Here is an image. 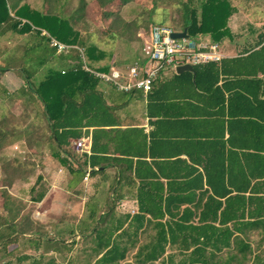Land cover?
<instances>
[{
  "label": "trees",
  "instance_id": "1",
  "mask_svg": "<svg viewBox=\"0 0 264 264\" xmlns=\"http://www.w3.org/2000/svg\"><path fill=\"white\" fill-rule=\"evenodd\" d=\"M156 2L89 0L88 4L101 9L102 21L112 17L108 27H112L122 7L135 4L137 10L130 24L134 29L141 23L148 25L149 35L153 25L149 16ZM176 2L181 5L177 31L186 28L189 37L207 36L209 41L219 43L229 35L227 20L234 12L229 0ZM86 4L80 0L66 15L63 13L66 0H42L37 8L24 0H0V75L11 70L22 81L13 94L2 84L1 96L16 98L22 107L31 108L34 118L40 115L44 122V129L37 135L32 125L16 128L0 124V148L8 142L23 141L38 152L45 148L57 157L59 164L65 161L59 155H65L73 162L74 168L69 171L66 184L73 193L79 192L75 188L86 166L91 174L94 163L115 166L121 171L115 178L120 180L124 175L136 199V212L115 216L114 201L120 193H115V186L111 185L103 200L93 199V195L87 200L91 208L76 224L77 231L73 227L69 230L72 235L69 245L62 238H47L44 233H37L38 230L33 238H24L26 225L21 222L18 207L10 202L12 197L3 187L0 207L5 214L0 213V249L9 255L13 249L8 250L6 246L17 247L21 237L30 241L36 252L41 243L46 247L38 257H14L17 262L57 264L54 256L43 260L44 254L69 251L77 234L92 244L88 258L98 255L91 264H119L130 250L134 251L133 264L156 261L159 264H245L247 261L264 264V98L257 100L260 94L264 96V90L259 93L260 84H264V25L254 40L240 47L235 56L193 65L194 79L189 72L182 73L186 75L181 79L183 84H194V87L209 91L210 104L222 106L225 102L229 136L226 138L227 152L218 154L215 150L211 153L203 176L190 171L175 174L169 170L165 172L169 162L147 160L153 153L148 143L150 136L142 128H122L124 123L117 111L125 106L126 96L137 90L122 92L94 76L93 72H107L118 64L109 62L110 59L98 63L106 57L105 49L80 36L75 29ZM128 26L127 21L122 22L119 35L131 36ZM19 34H23L20 42L12 47L2 42L5 37ZM129 36H125V42L129 41ZM50 37L69 47L57 52L49 45ZM113 37L114 32H111L109 38ZM140 50L134 53L129 64L134 60L143 63ZM221 79L219 84H240V92L236 89L225 99L217 86L209 90L204 88V84H218ZM102 84H109V91L113 92L110 106ZM4 116L0 120H5ZM219 124L209 125V131L215 132ZM83 134L90 135V153L80 162L70 149L71 141ZM108 150H111L110 156L104 155ZM153 165L158 172L152 170ZM177 180L179 183L175 184ZM36 181L44 187L37 189L32 197L38 202L45 194L46 183L41 176H36ZM96 210L106 215L94 216ZM146 231L151 234L139 243V237ZM251 232L259 235L254 246L248 239ZM11 263L10 259L3 262Z\"/></svg>",
  "mask_w": 264,
  "mask_h": 264
},
{
  "label": "rangeland",
  "instance_id": "2",
  "mask_svg": "<svg viewBox=\"0 0 264 264\" xmlns=\"http://www.w3.org/2000/svg\"><path fill=\"white\" fill-rule=\"evenodd\" d=\"M24 1L31 7L33 6L36 8L42 3V0ZM79 1L80 0H66L63 13L66 15L70 14V12L79 5ZM84 1L87 4L85 5V9L78 23L74 26L75 29L79 32L80 36H83L92 43L95 42L99 47L105 49L106 57L99 60L98 63H106L110 59L109 62L113 61L118 64L117 68L125 69L130 65L129 63L132 61L134 53L142 49L148 38V33L146 31V26L148 25L142 26L141 23L137 29H134L130 24L136 14L135 10H137V6L135 4H129L122 7L116 15L117 17L113 19L115 22L112 23V27H108L107 25L110 20H112V17H109L106 21H102L101 9L96 7L93 8L92 4H88L89 0ZM229 2L234 6V12L227 20L229 35L221 40L220 45L225 53L234 54L244 44H250L254 40L256 34L262 30L264 25V0H229ZM156 4L155 10L149 16L150 21L153 22V24L165 25L177 31L176 29H179L178 20L181 5L177 3L176 0H157ZM139 5H141V3ZM93 19L95 20L94 23ZM124 21L128 22L129 26L127 31L128 33L130 32L132 36H129V34L125 35L129 36V41L127 42L124 41L125 36L119 35L121 23ZM108 29H110V32ZM111 32H114L113 39L109 38ZM22 36L23 34L14 35L10 38L5 37L2 39V42L5 46L12 47L20 42ZM206 37L207 36H203V38ZM2 84L7 92L14 93V90L22 84V81L14 72L8 70L0 75L1 87ZM16 100V98L11 96L2 98L0 92V119L2 115H5V120H0V124L3 127L14 126L16 128L32 125L34 135H37L44 129L43 119L40 115L34 118V113L31 111V108L29 106L28 108L22 107ZM70 150L74 153L76 152L72 145ZM59 156L65 160L64 164H59L57 157H54L45 148L38 152L35 151L34 146L25 145L23 141L8 142L7 145L1 146L0 148V189L3 187L6 188L7 192L12 197L10 202L15 203L19 209V215H21L20 220L26 225L24 227V223L22 224L24 229H27L24 238H31L34 236L35 231L38 230L36 231L37 233H44L47 238L57 239L61 236L66 244L69 245V239L72 236L69 230L72 229V224L75 223V220L79 218L82 210V200L79 198L72 200L74 197L67 195L70 199L69 207L66 205V207H64L62 204H54L52 206L49 202V198L41 199L38 202L32 200L36 190L44 188L36 181V176H41L42 179L49 176L52 177V174H48V172L52 171L58 174L61 173L62 175L66 174V171L67 174H69V171L74 168L73 162L69 161L65 155L60 154ZM80 159L81 157L79 160ZM63 200H65V195ZM0 213L5 214V211L1 207ZM58 229L63 232L60 234L56 233ZM27 234H29V236ZM149 234H151V231H146L142 234L139 237V243H142ZM24 238H18L19 241L17 242L19 245L17 247L12 244L6 246L8 250L13 249L12 253L9 255L4 254L3 250L0 249V264H3L7 259H10L12 262L11 264H28L29 260L17 262L14 257L20 255L38 257L39 252L45 250L46 246L41 243L39 251L36 252L30 241ZM258 238L259 235L256 232H251L248 235V239L253 246ZM74 242L75 243L70 246L69 251L59 255L47 252L44 254L43 260L49 256H55L57 264H84L88 251H83L80 248L84 245L89 246V240L78 239L77 241L74 240ZM171 251L172 250H168L167 252ZM133 253L134 251L132 250L128 251L125 258L121 260L119 264H133ZM177 258L178 255L175 259ZM151 264L159 263L156 261ZM245 264H249V261L245 262Z\"/></svg>",
  "mask_w": 264,
  "mask_h": 264
},
{
  "label": "crops",
  "instance_id": "3",
  "mask_svg": "<svg viewBox=\"0 0 264 264\" xmlns=\"http://www.w3.org/2000/svg\"><path fill=\"white\" fill-rule=\"evenodd\" d=\"M22 22H24L23 19L21 20ZM236 53L237 51L234 54L225 53L222 50V58L235 56ZM177 66L179 65L162 68L158 72L149 91L142 92L137 90L134 93H130L129 96L127 95L126 104L123 102L125 106L118 110L117 113L124 123L122 128H126V126L140 127L148 134V137L150 136L148 143L150 145L149 148H152V150H149L152 151L153 156L148 157V161L169 162V167L165 166V172L169 170L168 172L170 173L178 174L179 171H184V173L190 171L200 173L203 176V169L206 166V162L209 164V159L207 160L209 155L214 153L215 150L218 154L219 152H227L226 138L229 136L227 121L229 119L226 116L225 102H223L222 106L212 105L209 103V94L207 93L209 91L194 87V84H183L181 79L186 77V75L182 73L189 72L191 79H194L195 70L193 65H191L193 72L189 70L178 71L176 70ZM221 81L222 79L218 84H204V88L209 90L217 86L220 89L222 97L225 99L230 92H235L236 89L240 92V87H238L240 84H219ZM110 88L109 84L101 85V89L105 91L106 102L109 106L113 101V99H110L113 96V92L109 91ZM259 90V93L264 90V84H260ZM250 91L254 92L251 89ZM262 98L264 96L260 94L257 100H261ZM251 101L254 102V100ZM218 122L221 125L219 129H214L216 130L215 132L209 131V125L213 126L214 123L218 124ZM89 136V134H83L79 138H89ZM75 140L71 141L73 148V142ZM75 151L77 154H75V157L78 160L81 157L80 162L83 160L84 155H89L77 149ZM108 152L104 153V155L110 156L108 154H110L111 150H108ZM98 156L103 155L98 154ZM152 170L158 172L154 165L152 166ZM85 171L88 172V175L83 179ZM119 172L121 171L115 166H99L97 163H94L93 173L91 174L90 168L86 166L81 179H78L79 182H77L75 188L79 191L77 193H73L71 189H67L66 184L69 178L66 171V174L63 175L55 171L48 172L49 175L52 174V177L43 178V180L45 179L46 190L42 199L49 198L52 206L54 204H62L64 207L70 204V199L67 195L73 196L74 199L72 200H75V198L81 199V213L79 218L75 220V223L72 224L73 229L77 231L76 224L86 216L89 207L91 208L87 200L92 195L93 199L103 200L111 185H113L115 186V193H120V197H117L114 201L113 211L115 216L130 215L136 212V199L131 195V189L129 190L124 175L120 180L115 178ZM134 180L137 182L136 179ZM176 183H179V181L177 180ZM64 195L65 200H63ZM99 211L96 210V212H93V215H106L99 213ZM62 232L60 229L56 230L58 234ZM27 235L29 236V234ZM60 238L62 237L60 236L57 239ZM78 239L82 238L76 234L74 240L77 241ZM91 246L92 244L89 241V246L84 245L80 249L89 252ZM49 253L51 254L52 252L49 251ZM96 258H98V255L93 254L89 259L86 254L84 264L88 262V264H91Z\"/></svg>",
  "mask_w": 264,
  "mask_h": 264
},
{
  "label": "built area",
  "instance_id": "4",
  "mask_svg": "<svg viewBox=\"0 0 264 264\" xmlns=\"http://www.w3.org/2000/svg\"><path fill=\"white\" fill-rule=\"evenodd\" d=\"M170 27L153 24L150 29L147 41L141 49L143 63L134 60L125 69L110 67L107 72H93L94 76L109 82L117 90L129 92L140 90L147 92L158 75V72L166 66L182 64L198 65L207 62H219L222 58V47L219 42H211L207 38L180 37L172 38ZM44 34V32H42ZM49 45L57 52L64 51L69 46L50 37ZM85 70L88 68L83 65ZM78 151L89 154L90 138H78L73 142ZM88 175L85 171L83 179Z\"/></svg>",
  "mask_w": 264,
  "mask_h": 264
},
{
  "label": "water",
  "instance_id": "5",
  "mask_svg": "<svg viewBox=\"0 0 264 264\" xmlns=\"http://www.w3.org/2000/svg\"><path fill=\"white\" fill-rule=\"evenodd\" d=\"M187 36L186 28H183L181 31H173L171 33L172 38H180ZM176 70H189L193 72L192 66L190 64H183L176 67Z\"/></svg>",
  "mask_w": 264,
  "mask_h": 264
}]
</instances>
